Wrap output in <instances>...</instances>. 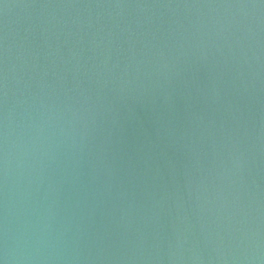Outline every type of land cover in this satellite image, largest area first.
<instances>
[{"label":"water","instance_id":"1","mask_svg":"<svg viewBox=\"0 0 264 264\" xmlns=\"http://www.w3.org/2000/svg\"><path fill=\"white\" fill-rule=\"evenodd\" d=\"M0 264H264V0H0Z\"/></svg>","mask_w":264,"mask_h":264}]
</instances>
